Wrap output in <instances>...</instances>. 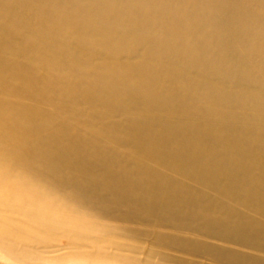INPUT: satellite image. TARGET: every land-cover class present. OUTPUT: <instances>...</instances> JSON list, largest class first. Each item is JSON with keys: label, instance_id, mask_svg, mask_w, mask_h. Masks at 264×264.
Returning a JSON list of instances; mask_svg holds the SVG:
<instances>
[{"label": "bare ground", "instance_id": "obj_1", "mask_svg": "<svg viewBox=\"0 0 264 264\" xmlns=\"http://www.w3.org/2000/svg\"><path fill=\"white\" fill-rule=\"evenodd\" d=\"M81 250L264 264V0H0V264Z\"/></svg>", "mask_w": 264, "mask_h": 264}, {"label": "rangeland", "instance_id": "obj_2", "mask_svg": "<svg viewBox=\"0 0 264 264\" xmlns=\"http://www.w3.org/2000/svg\"><path fill=\"white\" fill-rule=\"evenodd\" d=\"M81 251H83V252H79L80 254H86V253H84V252H86V251H84V250H81ZM64 253H66L65 251L63 252H60V254H64ZM86 256V255H85ZM84 256V258L82 257V259H81V261H79L78 259H74V258H67V259H65L63 262H61V263H58V262H55V261H53L52 259H47L50 263H52V264H73V263H79V262H83V263H85V264H99V262L101 261V262H105V261H102V260H99V259H95V258H89V257H85ZM89 259H91V260H89ZM98 260V261H97ZM91 262H93V263H91ZM100 262V263H101ZM106 263V262H105ZM102 264H104V263H102ZM107 264H111V263H107ZM113 264V263H112Z\"/></svg>", "mask_w": 264, "mask_h": 264}]
</instances>
